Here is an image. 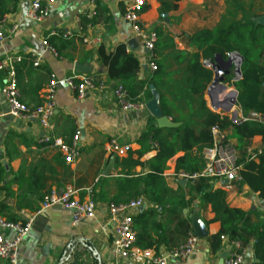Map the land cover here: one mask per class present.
Listing matches in <instances>:
<instances>
[{
  "label": "crops",
  "instance_id": "crops-1",
  "mask_svg": "<svg viewBox=\"0 0 264 264\" xmlns=\"http://www.w3.org/2000/svg\"><path fill=\"white\" fill-rule=\"evenodd\" d=\"M238 1L244 11L251 9L252 15H257L254 21L264 16V0ZM130 2L58 0L46 20L35 24L24 20L29 0L9 1V13L6 15L8 23L0 27V60L4 56L24 58L22 64L15 65L22 103L29 108L41 105L50 75H55L58 80L73 76L78 79L91 78L96 85H104L102 90H87L81 100L65 85L60 84L56 89L53 137L70 144L74 133H80V156L71 165L64 163L58 148L42 143L44 131L35 119L10 115L6 100L0 93V164L5 162L1 184L4 190L0 191V203L7 207V213H3L2 217L6 220L9 218L12 223H25L39 210L44 195L51 190L61 193L68 186L82 192L84 189H92L96 204L95 217L76 225L71 223V213L60 206L36 214L29 233L19 246L18 264H58L62 256L67 260L63 264H114L111 242L115 221L111 219L107 208L109 204L125 201L120 196L121 169L116 165V159L122 157L111 154L108 145L111 140L116 139L122 145H129L131 151H139L141 148L138 140L146 131L150 118L154 119L157 126L156 119L145 107L141 111L121 110L114 96V91L120 84L115 85L108 80L106 68L97 58L98 47L102 46L109 53L123 44L126 52L139 62L137 80L150 81L153 73L149 69L150 53L140 40L135 39L130 25L123 18ZM227 2L228 0H146L148 8L140 15V25L146 33H157L159 41L170 40L174 50L192 52L193 49L186 46L188 37L220 24L229 10ZM90 11H95V16L91 18L93 24L83 28L81 18H88ZM16 24H19L18 29L11 33L10 28ZM52 31L69 35L67 39L60 35L52 37L51 44L57 56L46 51L41 44ZM131 40L136 44L135 49L128 46ZM34 54L41 56L39 67L31 66L26 60V57ZM159 56L166 58V75L162 81L149 88L153 86L158 97L161 95L170 103L168 109L176 122H171V117L167 119L177 127L189 118L188 112L191 109L185 106L186 109L183 110V105L174 98L177 96L184 99L180 85L181 66H177L172 59L171 49L159 50ZM226 75L227 73H223L224 78ZM5 76V72H0V87L5 83ZM202 99L209 110L206 93ZM147 102L136 103L145 106ZM224 132L227 139L239 147L240 150H237L242 159L246 156V149H260L264 146L259 136L244 138L240 143L233 137L232 129ZM182 154L177 153L166 163L162 174L163 185L153 192L158 194L164 190L171 197H183L186 208L178 209L177 205L148 200L142 193L143 188H140V196L135 199H141L143 206L130 212L136 235H143L142 239L137 237L136 245L140 249H149L147 246L151 245L153 252L165 255L170 249L182 244L189 233H192L190 216L196 211L206 228L207 236L198 239L195 251L188 258L169 259L167 264H221L222 255H230L235 246L220 239V223L214 220L210 205L202 203L199 196L194 197L189 193V181L180 185L181 180L178 176L175 177L176 160ZM154 155L155 150H152L144 154L141 161L145 162ZM253 162L242 168L241 183L235 184L230 191L224 189L226 181L211 180V185L213 190L226 193L228 207L244 213L256 211L261 219L264 217V198L260 197V192L264 190V160L257 159ZM130 171L134 176L146 173L140 167ZM83 198L81 195L80 199ZM190 199L192 202L188 204ZM170 208L176 211L170 213ZM139 214L143 216L137 221L139 225L136 228L135 221ZM178 221L183 223L181 227ZM187 226L188 232H185ZM3 234L7 239L13 238L11 232L3 231ZM76 239H80V242ZM252 246L253 242L244 248L242 264L253 262ZM247 253L250 254L249 258H246ZM118 264L129 263L119 261Z\"/></svg>",
  "mask_w": 264,
  "mask_h": 264
},
{
  "label": "trees",
  "instance_id": "trees-1",
  "mask_svg": "<svg viewBox=\"0 0 264 264\" xmlns=\"http://www.w3.org/2000/svg\"><path fill=\"white\" fill-rule=\"evenodd\" d=\"M9 1L0 0V18L8 15ZM227 3L229 10L226 16L222 17L220 24L211 30H200L188 37L186 46L193 49L192 52L174 50L170 40L161 42L156 33L157 40L153 54L156 70L153 71L149 82L137 80L139 62L126 52L125 45L120 44L109 53L102 46L98 47L97 58L106 68L108 80L115 85L120 84L132 102H146L152 98L149 86H155L166 75V58H160L159 50L171 49L172 59L178 64L177 66H181L180 85L183 88L184 101L189 108L193 103L197 104L196 108L190 111V116L197 118V123L192 124L188 118L177 127L159 128L154 119L150 118L146 131L138 140L141 149L129 151L126 157L116 159V165L120 167L122 175L119 183L120 196L122 201H125L123 203L131 199L135 200L140 196V188H143L142 193L148 200L163 201L170 206L177 205L178 209L186 208L183 197H171L164 190L158 194L153 191L163 185L162 174L166 163L177 153L183 154L176 160L175 177L180 173L191 175L201 171L203 164L199 156L193 155V150L201 151L212 147L211 128L213 127L221 131L232 129L233 136L235 135L240 143L244 138L259 136L264 145V122L248 121L239 126H232L228 117L209 111L202 99L213 79L212 71L202 65V60H209L212 63L216 57L225 60L227 53L237 52L242 59L241 79L234 84L237 91V105L244 115L255 113L264 118V27L253 20L257 15H252L251 9L243 10L240 1L228 0ZM147 8L144 0L140 14H143ZM81 22L83 28L93 24L92 20L86 17L81 18ZM51 39L52 37H49L46 40L54 49ZM158 102L162 115L170 118L172 114L166 99L160 95ZM171 122L176 121L171 117ZM152 144L155 147H152ZM152 150H155V155L142 162L141 158L144 154ZM259 160L263 161L264 156H260ZM253 163L246 162L243 167ZM136 167H140L146 173L134 176L130 170ZM4 172V166L0 164V191L4 190L1 186ZM189 184V193L194 197L199 196L202 203L210 205L214 220L220 223L219 236H224L229 243H238L243 249L253 242L251 264H264V217L260 219L256 211L244 213L228 207L226 193L222 190H213L210 179L197 178ZM260 197L264 198V190L260 192ZM191 199L188 200V204L192 202ZM175 211L171 208L169 210L170 213ZM3 213H7V207L4 203H0V215ZM142 216L139 214L136 218V228L139 225L137 221ZM6 221L10 222L9 218ZM178 223L180 227L183 224L180 221ZM185 232H188V226ZM137 237L142 239L143 235L137 234ZM147 247L151 249V245Z\"/></svg>",
  "mask_w": 264,
  "mask_h": 264
},
{
  "label": "built area",
  "instance_id": "built-area-1",
  "mask_svg": "<svg viewBox=\"0 0 264 264\" xmlns=\"http://www.w3.org/2000/svg\"><path fill=\"white\" fill-rule=\"evenodd\" d=\"M58 0H29L28 9L24 16V20L29 23H42L50 14L52 6ZM127 5L123 18L130 25L131 31L135 37L143 44V47L150 53L149 69L153 72L156 70L154 63V45L157 40L155 32L146 33L142 30L140 25V10L144 0H130ZM92 3V2H91ZM95 16V11H90L87 15L88 19ZM8 23V17L0 18V27ZM19 27L16 24L10 28V32L14 33ZM56 31H52L41 44L54 56H57L55 49L51 48L47 43V38L59 36ZM62 38H69L68 34L60 35ZM2 41L0 33V42ZM20 56H4L0 60V72H5V83L0 87V93L4 96L9 113L17 118H33L44 131V136L41 139L45 145H51L59 149L64 158L66 165H71L77 161L80 156V148L78 145L80 139L79 131H76L72 137L70 144L64 143L61 139L53 137L54 126L52 125V118L55 111V93L57 87L62 84L70 90L74 91L77 99H83L87 90L99 89L102 90L104 85L96 83L93 79L78 77H69L58 80L55 75H50L42 104L29 108L21 102L20 93L17 87L15 65L23 61ZM33 67H39L41 63V56L30 55L26 57ZM242 59L237 52H230L226 54L224 62L216 63L209 60H202V65L210 69L214 75L219 73H227L226 78H222L221 82L208 85L206 94L208 98L209 110L217 115L226 116L229 118L232 126H239L248 121L263 122V118L255 113L244 115L237 105V91L228 90L227 83L235 84L241 79L240 67ZM227 68L231 69L230 76ZM213 80V79H212ZM218 87H222L219 89ZM214 93L209 96L208 94ZM228 91V92H227ZM228 94L229 97H226ZM116 102L122 111H141L144 109V104L132 102L128 98L126 90L121 86H117L114 91ZM211 135L213 144L212 147L201 151H194V154L199 156L203 167L199 173L184 174L180 173L178 178L185 181H193L197 178H206L212 181H226L224 189L230 191L235 184L242 181L241 171L243 162L257 161L260 156H264V146L260 149H246V156L244 159L239 154L237 148L229 141L224 131L213 127L211 128ZM152 147H155L152 144ZM108 150L111 154L117 157H124L131 148L129 145H122L116 139L109 142ZM83 195L84 198L80 199ZM54 206H60L71 213V223L76 225L84 220H91L95 217L96 204L94 199V191L92 189H76L73 186L66 187L61 193L54 190L49 191L44 195L40 204L39 210L29 217L25 223H12L6 221L0 215V264H18V251L22 240L27 236L31 229L32 221L36 214L41 213ZM143 201L141 199L130 200L127 203L109 204L108 214L111 219L115 221L114 235L111 242L114 264L119 261H126L129 264H167L169 259L185 260L196 249L198 239L189 233L185 241L170 249L165 255L156 254L151 249H140L137 247V235L133 228V217L131 211L142 208ZM3 231L11 232L12 239H7ZM221 240H226L224 236H220ZM235 246V250L227 255L224 264H242L244 262L245 251L238 243H230Z\"/></svg>",
  "mask_w": 264,
  "mask_h": 264
},
{
  "label": "water",
  "instance_id": "water-1",
  "mask_svg": "<svg viewBox=\"0 0 264 264\" xmlns=\"http://www.w3.org/2000/svg\"><path fill=\"white\" fill-rule=\"evenodd\" d=\"M259 25H261L262 27H264V16H260L255 20ZM128 46L130 48L135 49L136 44L134 43L133 40L128 42ZM222 59L220 57H216L214 59V64L216 63H221ZM223 78V73H219L218 75H214L213 80H212V84H215L217 82H221ZM219 89H221L222 87H218ZM151 91H152V99L149 100L146 105H145V109L149 112V114L154 117L156 119L157 122V126L159 128H172L175 127V125L171 122L168 121V119L166 117H164L162 115V112L159 108V97L158 94L156 93V91L154 90V87L151 86L150 87ZM214 93L211 92L208 95L211 96ZM2 164L4 165L5 162H2ZM185 180H181L180 181V185H184L185 184ZM190 224H191V228H192V233L193 236L196 237L197 239L200 238H204L207 236V232H206V228L204 226V224L202 223V221L199 219V217L196 215V211L193 212V214L190 216ZM78 242H80V239H76ZM249 253H247L246 258H249ZM227 257V254L224 253L221 257V264H223L225 258ZM64 261L66 260L65 256H62L61 259L59 260L58 264H63Z\"/></svg>",
  "mask_w": 264,
  "mask_h": 264
},
{
  "label": "rangeland",
  "instance_id": "rangeland-1",
  "mask_svg": "<svg viewBox=\"0 0 264 264\" xmlns=\"http://www.w3.org/2000/svg\"><path fill=\"white\" fill-rule=\"evenodd\" d=\"M227 72H228V75L230 76V72H231V69L230 68H227ZM225 82L227 83V88H228V90H233L234 89V84H231L229 81H227V79L225 80ZM173 92V91H172ZM176 94V93H175ZM181 96V95H180ZM172 97H174V96H172ZM172 97H170L169 96V98H172ZM175 98V100H177V102L180 104V105H183V110H185L186 108H185V106L188 108L189 106H187L186 105V103H185V101H184V99L182 98V97H178L177 98V96H175L174 97ZM168 106H170V103L168 102ZM196 106H197V104L196 103H193L192 104V106L190 107L191 109H190V111H192L193 109H195L196 108ZM189 109V108H188ZM189 111V110H188ZM191 115V112L189 113L188 112V117L190 118V122H192V124H194V123H197V118H195V117H192V116H190ZM233 137H235V135L233 136ZM234 144V143H233ZM236 147V146H235ZM237 148V147H236ZM238 149V148H237Z\"/></svg>",
  "mask_w": 264,
  "mask_h": 264
},
{
  "label": "bare ground",
  "instance_id": "bare-ground-1",
  "mask_svg": "<svg viewBox=\"0 0 264 264\" xmlns=\"http://www.w3.org/2000/svg\"><path fill=\"white\" fill-rule=\"evenodd\" d=\"M216 86H218V83H215L214 87L216 89ZM228 92V91H227ZM230 94H228L226 97H229Z\"/></svg>",
  "mask_w": 264,
  "mask_h": 264
}]
</instances>
